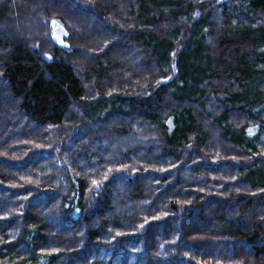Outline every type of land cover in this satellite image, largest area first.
Here are the masks:
<instances>
[{
    "label": "trees",
    "instance_id": "obj_1",
    "mask_svg": "<svg viewBox=\"0 0 264 264\" xmlns=\"http://www.w3.org/2000/svg\"><path fill=\"white\" fill-rule=\"evenodd\" d=\"M0 239L264 264V0H0Z\"/></svg>",
    "mask_w": 264,
    "mask_h": 264
},
{
    "label": "rangeland",
    "instance_id": "obj_2",
    "mask_svg": "<svg viewBox=\"0 0 264 264\" xmlns=\"http://www.w3.org/2000/svg\"><path fill=\"white\" fill-rule=\"evenodd\" d=\"M65 34L66 33H65L63 27L61 26V24L60 23H55L54 24V36H55L56 40H59L63 44V36H65ZM38 147H40V149L42 148L41 145L38 146ZM35 151L31 150L30 153H34ZM41 264H42V262H41Z\"/></svg>",
    "mask_w": 264,
    "mask_h": 264
},
{
    "label": "water",
    "instance_id": "obj_3",
    "mask_svg": "<svg viewBox=\"0 0 264 264\" xmlns=\"http://www.w3.org/2000/svg\"><path fill=\"white\" fill-rule=\"evenodd\" d=\"M166 82H168V81H166Z\"/></svg>",
    "mask_w": 264,
    "mask_h": 264
}]
</instances>
